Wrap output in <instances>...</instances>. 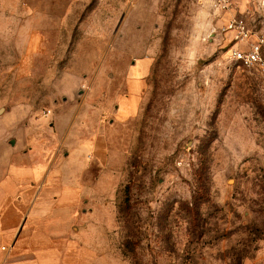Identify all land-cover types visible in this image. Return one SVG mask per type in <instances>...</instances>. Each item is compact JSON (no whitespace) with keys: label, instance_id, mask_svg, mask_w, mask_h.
I'll use <instances>...</instances> for the list:
<instances>
[{"label":"rangeland","instance_id":"obj_1","mask_svg":"<svg viewBox=\"0 0 264 264\" xmlns=\"http://www.w3.org/2000/svg\"><path fill=\"white\" fill-rule=\"evenodd\" d=\"M228 2L0 0L1 155L14 123L61 156L100 133L106 264H264L263 76L224 30L264 0Z\"/></svg>","mask_w":264,"mask_h":264},{"label":"crops","instance_id":"obj_2","mask_svg":"<svg viewBox=\"0 0 264 264\" xmlns=\"http://www.w3.org/2000/svg\"><path fill=\"white\" fill-rule=\"evenodd\" d=\"M148 64L140 63L137 77L149 72ZM13 126V149L1 155L0 140V264H106L100 229L110 222L99 209L109 207L99 208L95 176L93 185L86 181L87 153L102 160L103 137L61 156L55 142L29 140Z\"/></svg>","mask_w":264,"mask_h":264},{"label":"built area","instance_id":"obj_3","mask_svg":"<svg viewBox=\"0 0 264 264\" xmlns=\"http://www.w3.org/2000/svg\"><path fill=\"white\" fill-rule=\"evenodd\" d=\"M223 9H228V0H220ZM259 28L243 16L231 13L226 20L225 31H231L235 44L230 56L240 65L261 72L264 84V4Z\"/></svg>","mask_w":264,"mask_h":264},{"label":"water","instance_id":"obj_4","mask_svg":"<svg viewBox=\"0 0 264 264\" xmlns=\"http://www.w3.org/2000/svg\"><path fill=\"white\" fill-rule=\"evenodd\" d=\"M12 143H13V140H12Z\"/></svg>","mask_w":264,"mask_h":264}]
</instances>
